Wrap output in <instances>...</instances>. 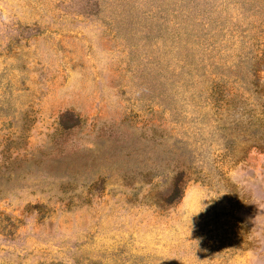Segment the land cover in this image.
<instances>
[{"label":"rangeland","instance_id":"1","mask_svg":"<svg viewBox=\"0 0 264 264\" xmlns=\"http://www.w3.org/2000/svg\"><path fill=\"white\" fill-rule=\"evenodd\" d=\"M0 264H264V0H0Z\"/></svg>","mask_w":264,"mask_h":264},{"label":"trees","instance_id":"2","mask_svg":"<svg viewBox=\"0 0 264 264\" xmlns=\"http://www.w3.org/2000/svg\"><path fill=\"white\" fill-rule=\"evenodd\" d=\"M178 188L174 189V193L177 192ZM171 201H173V196L171 198L168 199L167 203H170Z\"/></svg>","mask_w":264,"mask_h":264}]
</instances>
